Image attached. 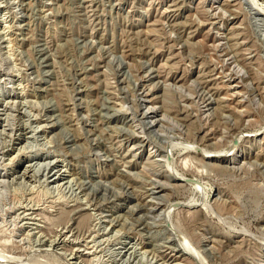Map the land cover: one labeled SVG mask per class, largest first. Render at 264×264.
Instances as JSON below:
<instances>
[{
	"label": "rangeland",
	"instance_id": "rangeland-1",
	"mask_svg": "<svg viewBox=\"0 0 264 264\" xmlns=\"http://www.w3.org/2000/svg\"><path fill=\"white\" fill-rule=\"evenodd\" d=\"M0 264H264V0H0Z\"/></svg>",
	"mask_w": 264,
	"mask_h": 264
},
{
	"label": "bare ground",
	"instance_id": "bare-ground-1",
	"mask_svg": "<svg viewBox=\"0 0 264 264\" xmlns=\"http://www.w3.org/2000/svg\"><path fill=\"white\" fill-rule=\"evenodd\" d=\"M62 178V177H61ZM58 179L60 180V177H58Z\"/></svg>",
	"mask_w": 264,
	"mask_h": 264
}]
</instances>
